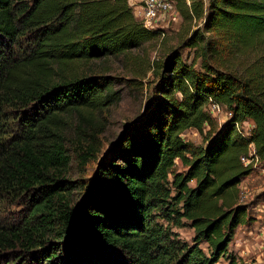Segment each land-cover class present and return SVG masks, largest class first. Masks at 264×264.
Wrapping results in <instances>:
<instances>
[{
	"label": "trees",
	"instance_id": "trees-1",
	"mask_svg": "<svg viewBox=\"0 0 264 264\" xmlns=\"http://www.w3.org/2000/svg\"><path fill=\"white\" fill-rule=\"evenodd\" d=\"M175 1L183 22L203 20L183 42L199 66L176 49L153 62L151 108L85 189L67 176V133L81 139L82 164L95 158L92 116L119 96L113 81L75 64L125 53L158 31L129 0H0V264H243L228 246L249 220L238 185L252 167L241 156L253 145L264 159V0ZM209 99L231 113L220 128ZM189 128L203 145L182 138ZM73 189H85L75 202ZM186 224L190 241L173 229Z\"/></svg>",
	"mask_w": 264,
	"mask_h": 264
},
{
	"label": "rangeland",
	"instance_id": "rangeland-1",
	"mask_svg": "<svg viewBox=\"0 0 264 264\" xmlns=\"http://www.w3.org/2000/svg\"><path fill=\"white\" fill-rule=\"evenodd\" d=\"M203 1L206 7L207 0ZM136 2V0H129L134 16L138 19ZM168 15L162 19L159 25V30L164 32L162 38L157 35L142 43L139 47L117 56L75 64L78 71L87 72L89 70V75H103L113 81V90L117 91L119 96L116 103L95 112L92 116L100 127L98 135L100 147L95 158L88 159L82 164L77 157V148L81 139L75 138L72 130L67 133L65 144L70 155L67 176L73 181H80L81 184L86 186L85 189L89 185V180L95 174L98 162L106 155L108 149L114 145L124 127L138 121L144 111L151 108V102L159 85V79L152 70L153 62L163 60L172 49H176L183 61L186 63L193 61L196 68L199 66L200 58L196 57L197 51L192 47L185 46L183 42L191 31L202 25V18L183 22L178 10ZM221 107L220 112L210 110L219 128L229 118L225 107L223 105ZM252 125L253 122L247 120L239 127L243 133H247ZM206 129L207 126L204 130ZM89 131L88 129L87 134ZM181 136L184 140L196 145H203L204 143L203 134H199L193 128L184 130ZM84 138L86 139L87 135ZM249 151L252 153V147ZM176 164V170L182 171L183 168L178 160H176ZM251 167L250 174L243 178L238 185L239 202L247 206L249 220L236 228L234 237L228 246V252L232 254L235 263L264 264V159L254 158ZM189 185L193 186L194 180ZM85 189H82V191L73 189L70 196L73 202ZM173 229L179 234L180 238L187 241H190L194 234L193 229L188 224L179 228L173 227ZM216 264L231 263L226 257H222Z\"/></svg>",
	"mask_w": 264,
	"mask_h": 264
},
{
	"label": "built area",
	"instance_id": "built-area-1",
	"mask_svg": "<svg viewBox=\"0 0 264 264\" xmlns=\"http://www.w3.org/2000/svg\"><path fill=\"white\" fill-rule=\"evenodd\" d=\"M136 1L137 2L135 3V5L139 9L138 20L145 28L149 30L158 31V35L162 38L164 36V32L159 30L160 22L162 21L163 18L169 16L168 14H170L171 12L177 11L176 1L175 2L174 0H136ZM221 106H222L221 104L215 102L212 99H209L207 103V110L209 112L210 110L214 112H220L222 110ZM226 114L228 115V117H230L231 115L229 111H227ZM239 125H240L239 123L236 124V127L239 132H242ZM250 147H252V153L249 151L247 156H241V161L244 165L251 163L254 158H257L255 156L253 145H250L249 149Z\"/></svg>",
	"mask_w": 264,
	"mask_h": 264
},
{
	"label": "water",
	"instance_id": "water-1",
	"mask_svg": "<svg viewBox=\"0 0 264 264\" xmlns=\"http://www.w3.org/2000/svg\"><path fill=\"white\" fill-rule=\"evenodd\" d=\"M132 125H133V123H132V124H127V125L124 127V129H123V130L120 132V134L118 135V138H117V140H116L115 143H117V142L119 141V139H120L121 135L124 133V131L127 130L128 128H130Z\"/></svg>",
	"mask_w": 264,
	"mask_h": 264
},
{
	"label": "crops",
	"instance_id": "crops-1",
	"mask_svg": "<svg viewBox=\"0 0 264 264\" xmlns=\"http://www.w3.org/2000/svg\"><path fill=\"white\" fill-rule=\"evenodd\" d=\"M134 13V12H133ZM138 16H139V9H138ZM138 20V19H137Z\"/></svg>",
	"mask_w": 264,
	"mask_h": 264
}]
</instances>
